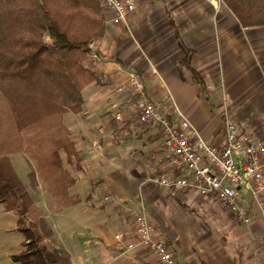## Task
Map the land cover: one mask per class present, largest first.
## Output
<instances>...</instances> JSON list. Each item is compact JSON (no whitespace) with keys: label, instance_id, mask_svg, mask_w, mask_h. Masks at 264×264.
Here are the masks:
<instances>
[{"label":"crops","instance_id":"crops-1","mask_svg":"<svg viewBox=\"0 0 264 264\" xmlns=\"http://www.w3.org/2000/svg\"><path fill=\"white\" fill-rule=\"evenodd\" d=\"M135 2L131 16L107 26L93 42L95 55L86 64L97 80L82 91V112L65 117L81 168L68 167L75 178L69 193L77 203L52 214L57 242L72 264H95V257L97 264H154V256L141 246L127 250L113 240L119 231L132 239V222L144 213L154 237L172 250L175 264H264V222L256 215L239 223L245 228L233 231L230 243L222 236L217 240L204 230L178 227L173 218L178 214L184 223L190 216L184 210L214 198L144 186L149 175L169 172V167L162 160L161 134L140 122L126 82L135 73L148 99L171 106L210 144L223 142L225 117L257 132L264 126V25L241 27L221 0ZM179 43L192 50L189 64L204 89L182 63ZM73 207L76 211L67 212ZM63 216L73 221L70 230ZM16 219L0 205V264H20L12 259L23 240L15 231Z\"/></svg>","mask_w":264,"mask_h":264},{"label":"trees","instance_id":"trees-1","mask_svg":"<svg viewBox=\"0 0 264 264\" xmlns=\"http://www.w3.org/2000/svg\"><path fill=\"white\" fill-rule=\"evenodd\" d=\"M221 2L241 27L264 25V0ZM106 29L98 0H0V205L17 216L22 249L12 259L20 264H72L9 156L22 153L34 163L53 212L77 203L68 167L78 171L81 159L65 117L82 112V91L97 80L86 62ZM178 46L204 89L189 64L192 50Z\"/></svg>","mask_w":264,"mask_h":264},{"label":"built area","instance_id":"built-area-1","mask_svg":"<svg viewBox=\"0 0 264 264\" xmlns=\"http://www.w3.org/2000/svg\"><path fill=\"white\" fill-rule=\"evenodd\" d=\"M98 1L106 26L118 25L136 11L135 0ZM95 49L92 43L90 57ZM126 79L138 119L158 130L163 138L162 160L169 167V172L153 173L146 180L171 192L214 198L238 223L247 224L254 215L264 222V126L248 132L225 117L223 142L210 144L187 118L175 116L171 106L148 99L144 83L135 73H129ZM114 118L121 120L120 112ZM132 231L133 237L128 240L124 232L115 233L114 243L127 250L141 246L154 256V264H175L172 250L165 240L154 237V226L144 213L135 216ZM178 238L175 236V240Z\"/></svg>","mask_w":264,"mask_h":264},{"label":"rangeland","instance_id":"rangeland-1","mask_svg":"<svg viewBox=\"0 0 264 264\" xmlns=\"http://www.w3.org/2000/svg\"><path fill=\"white\" fill-rule=\"evenodd\" d=\"M96 40H94L93 42H95ZM9 159L10 164L14 167L15 171L23 181L25 188L28 191V195L33 203L32 206L41 213V215L48 221L49 225L52 227V214L55 212L50 209L49 198L46 194L45 186L35 175L34 163H31L22 153L10 155ZM148 184H150V182L146 181L144 186L147 187L146 185ZM155 186L157 187V185ZM155 194H158V192H155ZM198 199L199 201L203 202L201 198ZM205 202L200 204L199 207H196L194 205L193 209L190 208L189 210H184L185 213H188L191 216H189L188 220L186 219L187 221H184V223L180 220L178 214L173 216L174 220H178V227L183 225L184 228L191 233H193V231L195 230H204L207 235L212 234L217 240L221 239L220 237L222 236L230 243L232 232L236 231L239 234L245 227L236 222L228 213V211L217 200L210 199L208 202ZM72 209L76 211L77 208H70L67 212L71 211ZM62 218L65 220L66 228H69L68 230H70V226L72 225L73 221H71L68 217L66 218L63 216ZM57 223L59 224L58 221ZM131 226L133 228V222ZM60 233L61 232L59 231V235ZM109 248L110 251H115L116 254L119 255L120 251L115 249L113 246L110 245ZM89 253L90 255L96 254L95 251H91V249L89 250ZM94 260V263L97 264L98 259L95 257Z\"/></svg>","mask_w":264,"mask_h":264}]
</instances>
